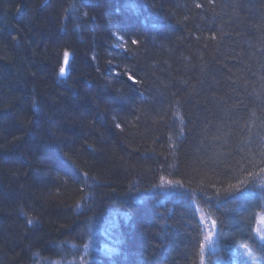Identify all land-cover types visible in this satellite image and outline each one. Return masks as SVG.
Instances as JSON below:
<instances>
[{
	"label": "trees",
	"instance_id": "1",
	"mask_svg": "<svg viewBox=\"0 0 264 264\" xmlns=\"http://www.w3.org/2000/svg\"><path fill=\"white\" fill-rule=\"evenodd\" d=\"M261 169L264 0H0V264H264Z\"/></svg>",
	"mask_w": 264,
	"mask_h": 264
},
{
	"label": "rangeland",
	"instance_id": "2",
	"mask_svg": "<svg viewBox=\"0 0 264 264\" xmlns=\"http://www.w3.org/2000/svg\"><path fill=\"white\" fill-rule=\"evenodd\" d=\"M64 67L67 68V65L64 63ZM264 215V214H263ZM202 223L204 226V246H205V251L207 250H212L214 249L215 245V239H216V228L215 225L213 224V221L207 218L202 217ZM86 230L88 229L87 226H85ZM263 232H264V216H261L260 221H259V226L256 229V233L260 238H263ZM95 233L91 235L90 240H88V244L86 245V249L88 251H93L95 249V244H94V239H95ZM92 254V253H91ZM93 255V254H92ZM89 256V253L86 254V257ZM40 264H46V263H40Z\"/></svg>",
	"mask_w": 264,
	"mask_h": 264
},
{
	"label": "snow or ice",
	"instance_id": "3",
	"mask_svg": "<svg viewBox=\"0 0 264 264\" xmlns=\"http://www.w3.org/2000/svg\"><path fill=\"white\" fill-rule=\"evenodd\" d=\"M196 7L199 8V7H201V5L197 4ZM133 43H136V41H133ZM64 63H65V65H68V63H69V53L67 51L64 52ZM66 74H67L66 68L65 67H60L59 75L60 76H65ZM129 79H134V78L129 76ZM116 128L120 129L121 125L119 123L116 124ZM261 171L264 172V169H261ZM86 175L87 174H85V176ZM252 175H254V174L253 173H249V176H252ZM160 180H161L162 184L171 185L173 183L172 181H165V178L163 176L160 177ZM175 183L177 185L180 184L179 181H176ZM241 185H244V181L243 180L238 181V183L236 185H230L229 189H225V191L228 192L231 189V190H235L236 192H240V191H242V188L240 187ZM28 223H32V221H28ZM213 224L215 225L214 221H213ZM201 247H203V246H201Z\"/></svg>",
	"mask_w": 264,
	"mask_h": 264
}]
</instances>
